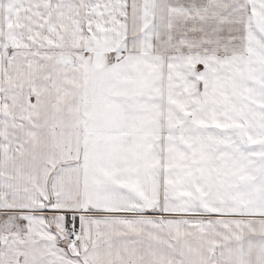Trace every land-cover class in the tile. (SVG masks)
Here are the masks:
<instances>
[{"label": "snow or ice", "instance_id": "1", "mask_svg": "<svg viewBox=\"0 0 264 264\" xmlns=\"http://www.w3.org/2000/svg\"><path fill=\"white\" fill-rule=\"evenodd\" d=\"M0 264H264V0H0Z\"/></svg>", "mask_w": 264, "mask_h": 264}]
</instances>
